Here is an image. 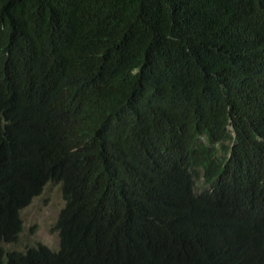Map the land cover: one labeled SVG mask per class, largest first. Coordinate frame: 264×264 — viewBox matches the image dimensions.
I'll list each match as a JSON object with an SVG mask.
<instances>
[{"label":"trees","instance_id":"obj_1","mask_svg":"<svg viewBox=\"0 0 264 264\" xmlns=\"http://www.w3.org/2000/svg\"><path fill=\"white\" fill-rule=\"evenodd\" d=\"M0 264H264V0H0Z\"/></svg>","mask_w":264,"mask_h":264},{"label":"rangeland","instance_id":"obj_2","mask_svg":"<svg viewBox=\"0 0 264 264\" xmlns=\"http://www.w3.org/2000/svg\"><path fill=\"white\" fill-rule=\"evenodd\" d=\"M195 189L200 192L207 189L202 174L194 177ZM64 205L59 183L48 181L41 191L20 210L22 228L16 243L5 244L8 249H24L27 246L42 244L52 250L59 245L58 233L54 229L58 213Z\"/></svg>","mask_w":264,"mask_h":264},{"label":"clouds","instance_id":"obj_3","mask_svg":"<svg viewBox=\"0 0 264 264\" xmlns=\"http://www.w3.org/2000/svg\"><path fill=\"white\" fill-rule=\"evenodd\" d=\"M229 128H231L232 129V125L230 124L229 125ZM231 134L234 136L235 135V133H234V130H232V132H231ZM214 149H215V154H217V156H224L225 155V153L223 152V151H221L220 149H219V147L217 146V147H214ZM201 169V168H200ZM200 169H198V174H200L201 173V170ZM209 186V185H208ZM196 190V189H195Z\"/></svg>","mask_w":264,"mask_h":264}]
</instances>
